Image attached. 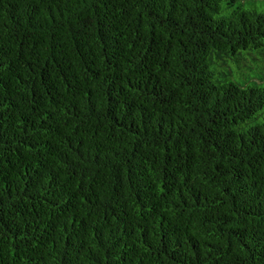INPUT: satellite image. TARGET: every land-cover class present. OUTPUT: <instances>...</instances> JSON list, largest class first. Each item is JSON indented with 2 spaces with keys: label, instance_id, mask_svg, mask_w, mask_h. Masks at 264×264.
Wrapping results in <instances>:
<instances>
[{
  "label": "trees",
  "instance_id": "1",
  "mask_svg": "<svg viewBox=\"0 0 264 264\" xmlns=\"http://www.w3.org/2000/svg\"><path fill=\"white\" fill-rule=\"evenodd\" d=\"M0 264H264V0H0Z\"/></svg>",
  "mask_w": 264,
  "mask_h": 264
}]
</instances>
